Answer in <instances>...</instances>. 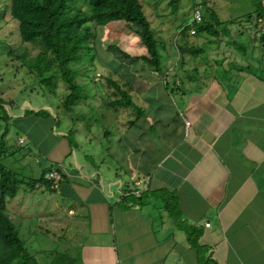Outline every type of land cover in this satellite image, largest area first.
<instances>
[{
    "label": "crops",
    "instance_id": "crops-1",
    "mask_svg": "<svg viewBox=\"0 0 264 264\" xmlns=\"http://www.w3.org/2000/svg\"><path fill=\"white\" fill-rule=\"evenodd\" d=\"M234 5L241 22L221 27L218 19L216 36L196 32L195 41L179 36L198 52L180 55L178 39L174 50L164 46L161 72L141 60L125 68L106 63L111 80L128 84L131 105L112 107L96 91L92 100L101 101L76 105L75 121L74 113L62 118L52 108L51 117L14 116L24 136L18 143L26 138L32 152L21 156L26 178L61 175L55 189L29 187L50 210L67 209L66 221L52 224L64 247L50 254L79 264H199L201 256L214 264H264V72L247 53L263 44L264 0ZM204 50L209 55L200 58ZM99 113L112 129L102 130L106 146L91 127L77 128ZM137 184L139 195L124 196ZM16 217L21 231L28 217Z\"/></svg>",
    "mask_w": 264,
    "mask_h": 264
},
{
    "label": "rangeland",
    "instance_id": "rangeland-1",
    "mask_svg": "<svg viewBox=\"0 0 264 264\" xmlns=\"http://www.w3.org/2000/svg\"><path fill=\"white\" fill-rule=\"evenodd\" d=\"M139 2L143 7L145 17L150 23L151 30L158 41V50L162 59H164V46L167 49L174 50L177 39V43L180 44L179 33L183 28L192 24L194 8H199L202 16L207 11L208 13L212 12L214 18L211 19V22H216L219 19L223 22H220L221 27H224L223 25L227 23L231 26L236 22L239 23L242 21L241 18L233 17L239 11L235 7L236 5H234L237 0H179L175 11H172L169 5L170 0H139ZM194 3H196V7L191 8ZM9 5L10 0H0V96L7 103L4 106V113L11 119L7 124L5 121H0V136L3 133L5 125H8V134L6 136L8 150L4 153L5 157H1L0 165L13 170L19 179H24L28 182L29 179L26 178V175L29 174L28 167H26L28 162L23 161V157L21 156L27 153V156L30 158L29 154L32 152L29 150L30 143L26 138L24 144L18 143L19 137L24 136L17 127V123L14 122V116L20 112L29 113L33 110L34 106H37L40 111H46L50 117L52 116V112H55L54 114L58 112L59 116L64 118L67 113L63 107L66 92L64 85L60 82L56 86L55 94L44 89L39 84L36 76L29 71L26 62L21 59V55L23 56L25 52L31 55L35 54L36 51H32L29 46L21 45L18 24L10 16ZM78 6L82 10H86L87 8L85 0H79ZM224 15H229V17H225ZM195 28V26H191L190 29L187 28L185 31L186 37L188 35L189 40H199L198 37L200 34L196 37L190 34V30ZM231 29L234 30V28ZM231 39L232 37H229L227 41ZM94 44L96 59L90 61V57L82 58L81 62L73 66L79 71L77 80L83 88L85 96L97 91L99 95H102L100 97L108 100L109 97L105 92L109 89L107 88L105 80L110 77V74L112 75V71L106 63H113L114 61L115 63H119L121 68H125L126 66L123 63L127 61L118 53L108 51L107 46H119L133 56L144 53L145 48L141 44L140 39L122 22L97 27ZM260 46L259 48H248L247 53L251 57L260 59V70L264 71V48L262 44ZM208 55L209 51L204 50V55L199 56L200 58H205ZM29 57L27 56V58ZM120 72L125 73L126 71L120 70ZM113 78L116 79V76H113ZM117 82L121 83L122 81ZM87 99V102L83 100L77 105H85L88 103L85 106L95 107L98 104L97 102L101 101L97 99L92 100L90 97H87ZM50 108H52V112ZM57 108L59 111H57ZM74 108L72 109L73 112L69 113L71 114L70 116L73 113L75 114L76 111H74ZM89 109L91 110V108ZM4 113H1L0 116H5ZM75 115H73L74 117L72 116L74 121L77 118L81 119L79 114ZM100 115V113L89 115V117H92L91 121L78 122L77 128L81 125L83 128L86 126L91 127L95 131V136L101 138V142L106 146L108 141L103 138L102 130L111 131L112 129L102 124V120L99 118ZM94 120L96 121L94 122ZM23 191H26V193ZM23 194H25L24 197H22ZM40 197V193L34 192L32 194L29 186L23 184L20 187L19 195L14 200H8L6 202L5 210L16 225L19 224L18 218L16 217L19 216V213L28 217L26 218L27 221L23 223L24 225H21V231H19L20 238L24 242L28 252L36 257L39 264H49L52 258L50 250L62 251L64 247L62 237L60 238L62 235L52 224L57 221L59 223L63 220L66 221L67 209L64 212L50 210V203L45 202ZM27 231H30V233ZM65 242L68 249L73 246L70 241Z\"/></svg>",
    "mask_w": 264,
    "mask_h": 264
},
{
    "label": "trees",
    "instance_id": "trees-1",
    "mask_svg": "<svg viewBox=\"0 0 264 264\" xmlns=\"http://www.w3.org/2000/svg\"><path fill=\"white\" fill-rule=\"evenodd\" d=\"M78 2L79 0H10L9 5L10 16L18 24L21 45L29 46L32 51H36L31 55L25 52L23 56L21 55V59L39 80V84L50 93L55 94L59 82L64 85L66 96L63 107L67 113H72V109L79 102L88 100L87 97L94 99L97 96L96 92L84 95L83 88L77 80L79 71L73 65L81 62L82 58L90 57V61L96 59L94 42L96 29L99 26L115 22L126 24L127 28L140 39L145 48L144 53L133 56L116 45L107 46V50L118 53L128 62L141 60L154 71L161 72L158 41L139 0H85L86 10L80 9ZM178 2L179 0H170L169 5L172 11H175ZM260 11L258 16H264V5ZM218 24L203 18L201 24H191L183 28L179 35L186 37L187 28L195 26L196 28L193 29L195 33L216 36ZM262 43L264 47V39ZM178 49L180 55H196L198 52L197 49L181 44L178 45ZM27 56L30 57L27 58ZM105 82L109 89L107 90L109 105L126 107L132 104L127 97L128 84L119 83L110 78H106ZM111 90L114 99L108 95ZM5 105L7 103L0 96V114L4 113ZM29 113L39 117H49L44 110ZM10 120L6 114L0 116V121H5L6 124ZM7 134L8 125H5L0 136V159L5 157L4 153L8 150ZM69 139L73 141L71 135ZM38 183L48 188L51 184L45 179L44 173L37 180L26 182L0 165V264H39L21 240L19 226L12 221L5 210L7 200L15 198L21 185L26 184L34 188ZM51 256L49 264H79L76 259L65 253L53 252ZM199 264H214V262L209 257L201 256Z\"/></svg>",
    "mask_w": 264,
    "mask_h": 264
},
{
    "label": "built area",
    "instance_id": "built-area-1",
    "mask_svg": "<svg viewBox=\"0 0 264 264\" xmlns=\"http://www.w3.org/2000/svg\"><path fill=\"white\" fill-rule=\"evenodd\" d=\"M202 21H203V16L200 13L199 8H194L193 15H192V24H201ZM261 29H262V31H264V27ZM194 33H195L194 30L191 29L190 34L194 35ZM45 179L51 183L50 184L51 189L57 188L59 186L60 181L62 180L61 175L56 170H53V171L47 173V175L45 176ZM142 189H143V186H140V184H137L136 188H134V190L133 189L132 190L131 189L126 190L124 192V196L127 197L130 195H139L141 193ZM209 225L210 224H206V227H209Z\"/></svg>",
    "mask_w": 264,
    "mask_h": 264
}]
</instances>
